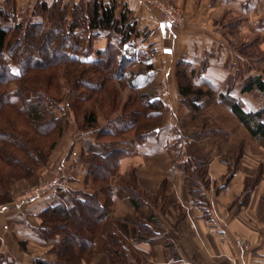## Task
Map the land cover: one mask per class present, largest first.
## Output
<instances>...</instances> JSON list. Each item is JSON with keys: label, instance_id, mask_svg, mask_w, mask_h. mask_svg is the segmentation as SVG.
Returning <instances> with one entry per match:
<instances>
[{"label": "crops", "instance_id": "obj_1", "mask_svg": "<svg viewBox=\"0 0 264 264\" xmlns=\"http://www.w3.org/2000/svg\"><path fill=\"white\" fill-rule=\"evenodd\" d=\"M18 1L50 4L53 0ZM116 1L117 20L126 7L125 23L134 26L125 51L137 57L130 68L136 92L126 87L119 100L125 103L142 95L160 99L161 127L143 141L133 142L119 159L108 201L98 193L86 159L106 155L98 134L64 118L62 140L47 165L30 179L12 183V200L0 204V264L57 262L58 246L65 237H40V214L59 203L70 208L83 196L95 194L101 205L109 203L110 211L91 260L83 264H110L116 251L109 241L113 233L128 242L140 260L137 264H264V140L254 139L222 103V95L229 93L246 112L264 109V92H243L250 77L264 74V0H167L185 17L182 24L172 26L163 25L158 10L142 0ZM116 37L114 43H119L122 36L116 33ZM253 40L257 43L250 52L255 56L248 57L239 47ZM179 63L187 71L195 68L193 84L210 90L194 106L180 95ZM136 66L139 70L134 72ZM137 73L155 75L152 94L147 92V82L140 90ZM127 90L131 93L123 100ZM217 110L235 123L231 131L218 121ZM99 121L106 125L104 119ZM237 126L258 145V151L242 139L237 154L223 157V144ZM199 156L207 161L203 175L197 169ZM195 174L201 187L199 201L193 199L186 182ZM131 182L150 196H136L139 207L129 194ZM41 183L49 188L28 199L27 194ZM141 235L145 239L140 240Z\"/></svg>", "mask_w": 264, "mask_h": 264}, {"label": "trees", "instance_id": "obj_2", "mask_svg": "<svg viewBox=\"0 0 264 264\" xmlns=\"http://www.w3.org/2000/svg\"><path fill=\"white\" fill-rule=\"evenodd\" d=\"M36 7L42 13L35 10L33 17L48 18L50 24L57 25L60 20L66 23L70 16L72 19L65 32L58 30L59 25L46 29L42 22L33 21L26 33L23 27L12 30V40H8L11 29L0 22V204L12 200V183L30 179L47 165L56 142L44 150L37 143L38 138L61 136L64 117H57L55 109L71 92L79 90L97 95L96 111L84 110L82 128L95 131L104 147L105 156L99 154L86 159L91 163L98 193L109 201L112 194L110 180L118 171L119 159L128 154L133 142L157 133L162 124L160 99L142 95L131 96L125 103L119 100L121 90L126 87L136 92L134 73L130 68L137 57L125 51L134 26L125 23V16L117 20L114 1L88 0L72 6L63 0H53L50 4L39 1ZM1 18L7 22V14L0 10ZM80 28L89 32L90 38L111 32L119 33L122 38L119 43L109 41L105 49L93 52L91 43L81 46L83 39L76 33ZM256 43L257 40L243 43L239 50L254 57L250 50ZM182 65L179 63L178 70L180 95L194 106L210 90L194 85L196 69L187 71ZM254 89L264 92L262 75L250 77L243 86V92ZM77 97L78 100L82 94ZM222 103L229 106L231 113L254 139L264 140V109L246 112L242 102L229 93L222 95ZM97 111L103 113L101 117L105 126H101ZM196 162L199 174L203 175L207 161L199 156ZM196 174L189 176L186 182L193 199L199 201L201 187ZM129 185V194L136 207L140 205L136 196L150 198L133 182ZM109 207V203L101 205L95 194L83 196L70 208L59 203L43 210L40 214L42 224L38 229L40 237L50 240L62 235L65 239L58 246L57 262L37 259L35 264H83L90 261L94 242L109 215ZM142 239L145 238L141 235ZM109 241L116 249L110 264L140 262L119 234H111Z\"/></svg>", "mask_w": 264, "mask_h": 264}, {"label": "rangeland", "instance_id": "obj_3", "mask_svg": "<svg viewBox=\"0 0 264 264\" xmlns=\"http://www.w3.org/2000/svg\"><path fill=\"white\" fill-rule=\"evenodd\" d=\"M18 0H0V10L7 14V22L5 23L4 20L1 18L0 22L2 24H4L6 27L10 28L11 31L9 32V37L8 40H12V35L13 32L12 30H14L16 27H23L26 32L29 31V25L34 21V22H42V25H44L46 27V29L52 28L53 26H58V30L59 31H67L68 30V26L69 23L71 22L72 17L70 16V18L66 19V23L65 21H58L56 20L55 22H57V25L54 24H50V22L48 21V18H34L33 17V12L36 10L39 11V13H42V10H40V8H37V3L35 4H28L23 1H18ZM85 0H63L64 3H70V6L77 4L79 2H82ZM114 1L116 4V8L117 5L119 6V4L117 3L116 0H109L106 2H111ZM175 6V5H174ZM123 8V7H122ZM76 11V10H75ZM129 13V10L124 7L123 8V13L124 16H126V14ZM118 16L120 17V15L118 14ZM123 16V15H122ZM122 18V17H121ZM130 25H132L131 23H129ZM174 28H176V26H173ZM58 32V31H57ZM77 34H79L82 39L83 42L81 43V46H86V43L89 42L91 43L93 52L96 51L97 48H106L109 41L111 42H116V33L115 32H111V33H101L100 36L101 37H97V36H93L90 38V33L87 32L84 28H80L77 30L76 32ZM95 34V33H94ZM174 35V34H173ZM146 36V35H145ZM132 46V45H131ZM131 51V50H129ZM129 55H132L129 54ZM150 60L147 59V71L149 70L148 66L150 65ZM150 67V66H149ZM134 72H137L139 70V66H136L134 69ZM145 71V70H143ZM143 74V75H142ZM154 76L155 75H149L148 73H137L136 75V79L135 82L139 85L140 90H142L147 82V92L151 93L154 91V89H152L153 85H154ZM264 77V74H263ZM66 93V92H65ZM68 93V92H67ZM82 94V97L79 98L77 100V95L78 94ZM131 93V90H127L123 93L122 95V99L125 100L128 96V94ZM97 95L85 90H79V91H73L71 92L67 97L66 100L60 104V106L55 109V114L56 116H60L59 114H63V117L66 119H70L73 120H77V125L80 126L82 125L83 122V114H84V110L88 109V110H93L96 111V105H95V100H96ZM51 105L49 104V108L51 109ZM218 111V110H217ZM97 113H99V117H101V115L103 114L100 111H97ZM218 114L220 117L218 121H220L221 125H224L223 128L227 131H231V129L233 128V126H235V123L232 122V120L226 115L225 112L219 110ZM104 119V118H102ZM104 123V122H103ZM233 131H235L233 134H230V141H227V143L223 144V146H225L223 148V157H225V154L229 153H236V150L238 149V144L240 142V140L244 139L245 141H247L249 144H252L251 147L253 148L254 151H258V145L252 141L250 139V137L246 136L244 132H242L240 130V128L237 126L233 129ZM62 135L63 132L61 134V136H58L57 134L52 135L51 137H39L38 138V144L44 149V150H48L50 148V146L56 142V146L55 148L59 145V143L62 140ZM223 133H222V137L220 136L221 140L223 139ZM54 148V150H55ZM226 156V157H227ZM222 158V157H221Z\"/></svg>", "mask_w": 264, "mask_h": 264}, {"label": "built area", "instance_id": "obj_4", "mask_svg": "<svg viewBox=\"0 0 264 264\" xmlns=\"http://www.w3.org/2000/svg\"><path fill=\"white\" fill-rule=\"evenodd\" d=\"M144 3L156 8L159 12V19L163 25H180L184 22L183 12L169 3L167 0H142ZM49 185L39 184L36 188L27 194V198L31 199L35 196H39L43 191L47 190Z\"/></svg>", "mask_w": 264, "mask_h": 264}]
</instances>
